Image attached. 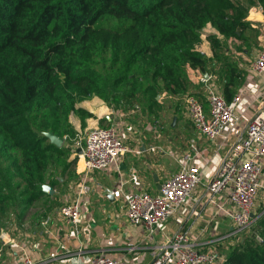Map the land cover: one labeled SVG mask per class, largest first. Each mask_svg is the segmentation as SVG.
<instances>
[{
  "label": "trees",
  "instance_id": "obj_1",
  "mask_svg": "<svg viewBox=\"0 0 264 264\" xmlns=\"http://www.w3.org/2000/svg\"><path fill=\"white\" fill-rule=\"evenodd\" d=\"M255 5L264 10V0H0V216L12 209L22 225L34 209L28 224L37 231L60 207L74 162L71 115H91L78 107L87 98L151 111L161 94L198 97L200 82L190 75L197 70L216 77L232 102L246 70L228 53V40L243 51L257 44L248 20ZM207 26L209 53L201 47ZM251 228L222 249L217 264H264V212Z\"/></svg>",
  "mask_w": 264,
  "mask_h": 264
},
{
  "label": "crops",
  "instance_id": "obj_2",
  "mask_svg": "<svg viewBox=\"0 0 264 264\" xmlns=\"http://www.w3.org/2000/svg\"><path fill=\"white\" fill-rule=\"evenodd\" d=\"M257 9L260 10L259 7ZM255 19L261 22V27L258 42L252 45L254 56L264 46L263 13L254 14L250 11L248 20L255 22ZM238 63L243 70H246L243 84L238 91L241 95L239 108L242 119L214 141L199 134L187 116L184 99L183 106L180 99L171 97L175 105L170 103L165 112V114L168 112L173 114L170 128L166 124L160 126L158 123H151L148 119L145 123L133 124L128 121L125 110L114 109L98 96H92L79 103L78 107L91 115L82 121L81 115L72 114L71 121L77 134L80 128H84L86 133L95 126L115 125L123 135L128 150L119 160V169L97 170L91 174L90 191L84 195L81 202L85 231L79 238L75 236L72 228L61 220L48 227L42 224L43 227L40 225L37 231L28 229L27 232L31 233V237L26 236L25 239H21V242L35 263L69 262L70 256H76L79 248H82L83 256L87 257L104 251L117 259L118 264H152L153 252L163 242V232L157 230L153 235L148 236L143 226L131 223L126 215L123 197L113 192L123 185L125 190L145 189L152 194L158 193L165 178L179 169L178 155L188 149L192 139L197 140L199 147L194 156V162L201 168L202 183L198 186L194 199L168 220L165 225L166 231L172 233L180 227L186 229L195 240L197 247L203 250H215L216 247L231 243L232 236L238 232L224 210L228 208L227 195L222 193L213 196L207 188V183L222 159L243 134L249 118L261 107L264 108V74H257L252 69V62L238 61ZM191 72L193 82L199 83V76L202 73L197 70H191ZM208 77L209 81L217 84L216 77ZM194 91L201 93L198 97L208 111L205 95L201 90ZM176 121L177 124H175ZM184 121L189 123V129L186 123H183ZM167 129L172 134H166ZM174 132L176 135H173ZM74 146L75 144L72 147L69 146L71 148L69 160L74 162L70 177L67 174L64 176L67 184L64 191L59 193L60 201L72 191V185L84 171L83 159L75 154ZM133 172L137 175L136 179L131 177ZM108 189L112 191L111 196ZM258 212L257 208L255 219L260 213ZM56 213L55 211L54 214ZM59 244H64L70 251L65 253L57 247ZM55 248L57 252L54 254L57 258H54L53 254Z\"/></svg>",
  "mask_w": 264,
  "mask_h": 264
},
{
  "label": "built area",
  "instance_id": "obj_3",
  "mask_svg": "<svg viewBox=\"0 0 264 264\" xmlns=\"http://www.w3.org/2000/svg\"><path fill=\"white\" fill-rule=\"evenodd\" d=\"M258 7L262 9L261 5ZM251 66L257 74H264V46L255 53ZM199 80L204 82L208 111L200 98L188 94L184 98L186 113L199 134L214 141L242 119L239 108L241 95L238 93L232 102H227L220 89L209 81V77L201 74ZM73 148L75 154L83 159L84 171L72 185V191L63 198L57 213L48 215L42 224L48 227L57 221H64L79 238L85 231L81 202L84 195L90 191L91 174L97 170L119 169V160L128 148L115 125L92 127L76 140ZM198 150L197 140L192 139L188 149L178 155L179 169L165 178L158 193L152 194L145 189L125 190L123 185L113 192L123 197L126 215L131 223L143 226L148 236L157 230L163 232V242L154 250L152 264H217L223 257L216 251L198 248L186 229L180 227L168 233L165 228L168 220L194 199L196 190L202 183L201 168L194 162ZM263 161L264 108L261 107L249 118L243 134L222 159L207 183V188L213 196L226 193L228 208L224 207V210L234 224L236 232L250 231L256 215L255 210L264 200ZM131 177L136 179V173L133 172ZM13 232L17 238L10 235L12 238L7 236V240H4L17 248V251L12 253L15 264H36L21 242L26 236L30 238L31 233H22V230ZM57 247L65 253L70 251L64 244ZM56 252L55 248L53 254ZM83 254V249L79 248L76 256H70V261L62 264L119 262L104 251L89 257ZM54 258H57L55 254Z\"/></svg>",
  "mask_w": 264,
  "mask_h": 264
},
{
  "label": "rangeland",
  "instance_id": "obj_4",
  "mask_svg": "<svg viewBox=\"0 0 264 264\" xmlns=\"http://www.w3.org/2000/svg\"><path fill=\"white\" fill-rule=\"evenodd\" d=\"M257 8H258V5H255L250 9V11H252L254 14L263 13V15H264L263 8L262 9L260 8V10ZM260 11H262V12H260ZM253 24L256 26V29L258 30V33H259L260 32L259 29L261 27V22L256 21V19H255V22H253ZM210 32L213 33L214 31H213L211 26H207L204 30V33H203L204 40H203L202 45H201V47L204 50H206L207 53L210 52V45H209V41L206 40V36ZM259 36H260V34H258L256 39H258ZM239 44L240 43L237 42L234 38L229 39L228 40V48H229L228 53H230L237 61H240V62L247 61V63L252 62V58L254 56V50H252L253 48L249 51H243L242 49L241 50L238 49ZM191 75H192V72H191ZM199 82H200V85H198V86L194 85V87H196V88L198 87L197 90L204 91V82L202 80H199ZM215 85L219 88V86L217 84H215ZM194 90H195V88H194ZM184 98H185V96H184ZM184 98L180 99V102L182 103L183 106H184V102H183ZM158 100H160V104L158 106H155L151 111L148 109L149 111L144 112L142 104H139L138 102L134 103L131 106H126L128 108L125 111L123 109H121L120 111H124L125 113H127L128 114V117H127L128 121H130L133 124L139 123V122L145 123V120L148 119V120H150L151 123H158L160 126H162L163 124H166L168 126V128H170L169 125H171L173 114L169 113V112L167 114H165V112L168 109V105L170 103L175 105V101H173V99L171 97L164 96L162 94L158 96ZM77 115L78 114H76V116ZM183 123H186V127L188 129L190 128L189 123H187L186 121H184ZM175 124H177V121L175 122ZM84 133H85L84 128H80L78 131V134L76 135L75 138L72 139L71 143L68 140L69 146L72 147L75 144L76 140L79 137L83 136ZM188 133H190V132H188ZM166 134H172V132H170L168 130V132ZM173 135H176V132H174ZM61 204H62V201H61ZM33 210L32 209L29 210L28 215L21 220L22 225H19L17 223V220H19V219L17 218V215L13 213L12 209L7 210V213L12 212L10 217L4 216V215L0 216V222H2V224H4V226H3L4 229L0 230V264H15L12 253L16 252L17 248L15 245H10L8 243H5V240H7V236H9V237L14 236L15 238H17L13 231L22 230V233H26L28 231V229L30 228V225L28 223L31 220L30 215H31V212H33ZM258 211L264 212V200L261 202L260 208H258ZM54 213H52V214H54ZM41 226H42V224H41ZM14 228H17V229H14ZM252 231H253V229L250 228V231L242 232V233H239V234L232 236L233 239H232L230 244L236 243L237 239L243 238L247 233H251ZM3 234H6V236H3ZM226 246H228V243L225 244L224 247H216L215 250L218 251L219 254H222V252H223L222 249L226 248ZM215 250H213V251H215ZM10 251H11V253H10Z\"/></svg>",
  "mask_w": 264,
  "mask_h": 264
},
{
  "label": "water",
  "instance_id": "obj_5",
  "mask_svg": "<svg viewBox=\"0 0 264 264\" xmlns=\"http://www.w3.org/2000/svg\"><path fill=\"white\" fill-rule=\"evenodd\" d=\"M205 76L208 77L209 75L205 73ZM45 135L49 138L50 142L54 143L59 147L62 146L65 141L63 137L59 136L58 134H55L54 132H46ZM78 151L80 152V149ZM43 190L49 193L50 195H53L55 192V190L48 184L43 185ZM108 192L109 196H111L112 191L108 189Z\"/></svg>",
  "mask_w": 264,
  "mask_h": 264
}]
</instances>
